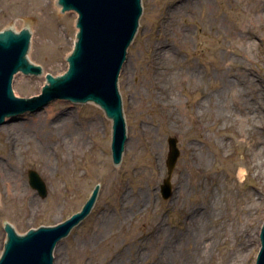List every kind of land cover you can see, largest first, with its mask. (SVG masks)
I'll return each mask as SVG.
<instances>
[{
    "label": "rangeland",
    "instance_id": "rangeland-1",
    "mask_svg": "<svg viewBox=\"0 0 264 264\" xmlns=\"http://www.w3.org/2000/svg\"><path fill=\"white\" fill-rule=\"evenodd\" d=\"M141 1L138 32L118 81L128 136L119 165L112 160V120L93 102L54 100L42 111L8 118L0 128V256L8 239L7 223L18 234L54 226L79 211L100 185L90 215L57 245L54 264H161L162 242L181 238L183 243L195 244L181 229L188 221L186 207L201 203L212 206L201 218L205 242L214 245L213 264L247 239L251 241L243 251L242 264L256 263L264 224V179L257 172H263L264 148L251 149L255 157L253 163L247 161L246 149L252 140L240 143L234 135L241 131L247 136L249 125L234 118H241L242 109L255 101L264 103L261 94L241 84L246 71L264 84V20L260 17L264 8L259 10L258 0ZM77 18L74 11L63 12L58 0H0V33L7 28L17 32L29 28L28 59L42 70V74H16L13 91L17 97L38 96L48 74L60 77L67 72L68 56L78 38ZM157 45H162L167 64L174 68L182 128L169 119L162 97L155 92L151 57ZM200 90L211 94L203 99L204 111L195 105ZM52 107L57 115L47 122L48 128L34 121ZM219 114L233 119L216 122ZM95 118L100 120L99 130L92 127ZM9 124L30 128L14 137L16 145L4 129ZM72 135L83 137L85 145L73 146L71 152ZM172 136L179 140L181 155L172 177L174 194L166 200L160 186L168 173L165 163ZM223 141L233 156L218 155L216 148ZM152 143L158 147L155 154L149 150ZM193 144L208 156L203 169L191 167ZM31 169L46 182L47 197L30 185ZM241 169L246 171L243 182ZM12 173L21 189L12 184ZM182 187L185 194L180 201ZM159 222L163 234L155 228ZM97 227L104 232L92 239Z\"/></svg>",
    "mask_w": 264,
    "mask_h": 264
},
{
    "label": "water",
    "instance_id": "water-1",
    "mask_svg": "<svg viewBox=\"0 0 264 264\" xmlns=\"http://www.w3.org/2000/svg\"><path fill=\"white\" fill-rule=\"evenodd\" d=\"M58 4L63 12H77L78 38L75 49L68 56L69 69L60 77L48 74L40 95L19 98L13 92L14 76L19 71L30 75L42 74L39 64H30L27 58L30 30L16 33L6 29L0 33V126L8 117L42 111L54 100L93 102L113 122L111 151L113 163L119 165L128 136L118 81L128 48L138 32L143 13L142 1L58 0ZM178 142L175 136L168 138L169 153L165 163L168 173L160 186L162 197L166 200L174 194L172 177L181 155ZM29 183L41 197H47V184L33 169L29 171ZM98 193L99 186L81 211L55 226H42L20 235L10 224H6L8 239L0 264H54L53 253L58 243L91 213ZM255 264H264V225L261 249Z\"/></svg>",
    "mask_w": 264,
    "mask_h": 264
},
{
    "label": "bare ground",
    "instance_id": "bare-ground-1",
    "mask_svg": "<svg viewBox=\"0 0 264 264\" xmlns=\"http://www.w3.org/2000/svg\"><path fill=\"white\" fill-rule=\"evenodd\" d=\"M258 3L261 5L259 10L262 11L264 8V0H258ZM60 6V5H59ZM61 7V6H60ZM262 20H264V13L260 16ZM161 46H155V51L152 54L151 61L153 66V85L155 87V92H157L163 99V109L165 113H167L170 120L175 122L177 126H181V128L184 126V120L182 117V108L179 103V98L175 94V86L173 83L174 80V68L167 64L166 57H164V51L161 49ZM161 49V50H160ZM32 64H34L32 61H30ZM198 75V71L195 72ZM245 79L241 80V84L244 86H248L249 90L253 91L255 94L258 95L261 94L262 98L264 99V84L262 80L255 79L252 75H250V72L246 71L243 76ZM193 85L198 86L197 83H193ZM230 84L229 86H231ZM196 89H199L200 87H195ZM194 89V90H196ZM221 92V91H220ZM200 98H198L195 102V105L197 106L198 110L204 111L206 108V105L204 103L205 98H208L211 96V94L208 91H199ZM246 95V91L243 90V96ZM211 106H216L218 108L217 103H213ZM248 108H243V114L241 118H234L235 121L239 122L240 124L247 123L249 125V128H247V133L245 134L241 131H238L235 133V140H238L240 143L246 141V140H252L250 142V145L247 146L246 149V160L253 163V159L255 157L253 148H257V146H261L264 148V103L262 101H255V103L251 104L250 106H247ZM124 109V107H123ZM219 113V112H218ZM125 114V113H124ZM56 109L50 108L44 112V114L38 115L34 121L36 123H40L45 127L47 122L49 123L51 120H53L56 117ZM263 115V117H262ZM195 119V117L193 116ZM223 120H229L233 119L232 115L228 114H219L218 117H216V122ZM126 120V117H125ZM8 119L4 124L8 123ZM3 124V125H4ZM1 125L0 128L3 126ZM50 124L46 125L49 126ZM127 125V124H126ZM92 127L96 130H99L101 128V123L98 118L94 119V124H92ZM4 129L11 137H21L22 135H25L24 133L27 132L29 129L27 126L20 125V124H9L7 126H4ZM226 129H228V126H226ZM44 134L47 136L48 133L46 131H43ZM51 133V132H50ZM52 134V133H51ZM249 139H248V138ZM12 139V142H14V145H16V139ZM61 141V140H60ZM64 144H67L64 142ZM78 145H85V139L80 136L72 135L71 141L68 144V148L72 152V147H77ZM228 143L222 142L221 145H219L217 149L218 155L223 157H231L233 156V153L228 152ZM48 149L50 148L47 147ZM157 144L152 143L149 150L152 152V154L157 152ZM189 158L191 161V167L194 169H203L205 162L208 160V156L201 150L197 148V144H193L190 146V153ZM49 160V158H48ZM254 166L257 167V163H254ZM260 167H263V172L259 170L257 172V177H261L264 179V161L262 160L260 163ZM67 167H65L64 170H66ZM63 169V168H62ZM63 170V171H64ZM13 174L12 178V184L16 187L21 189V183L19 179L15 176V173ZM240 174L242 176V182L245 180L246 171L245 169L240 170ZM201 186L204 185L203 182H200ZM185 194V188L182 187L179 198L180 201L183 200ZM48 196V195H47ZM212 208L211 204H194L191 206L186 207V216H187V222L185 223V227L181 229V232L183 231L186 238H188L187 234H190L191 238L195 241V246H191L190 244L183 243L182 239L180 238L179 241L176 240H169L168 242H162L160 250L163 251V258L161 260V264H213V261L215 263V257L213 255V248L214 245L212 244H206V236L203 235V218L201 216L203 214H208L210 209ZM253 205L250 207H247V211L250 212L252 210ZM157 228L158 232L163 234V226L161 225V222L157 223L155 226ZM260 229L257 228L255 234L258 237ZM7 232V231H6ZM101 232H104L103 228L97 227L94 230L92 239H96L98 235L101 234ZM182 233V234H183ZM253 238L255 235H252ZM189 239V238H188ZM197 239H201L202 241L199 242ZM192 241V240H191ZM250 239H247L240 243V245L237 246V249L234 250V252H227L226 254H223V257L219 264H234L235 263L242 264L245 260V255L243 254L244 249H246L249 246ZM59 244V243H58ZM251 253H253V250L251 249ZM110 258H113V255L110 256ZM105 264H111V263H105Z\"/></svg>",
    "mask_w": 264,
    "mask_h": 264
}]
</instances>
